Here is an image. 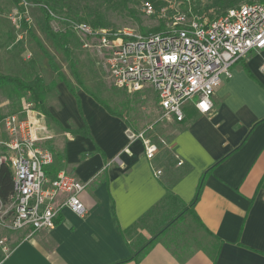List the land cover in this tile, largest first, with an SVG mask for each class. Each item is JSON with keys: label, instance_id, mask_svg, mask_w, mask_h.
<instances>
[{"label": "crops", "instance_id": "1", "mask_svg": "<svg viewBox=\"0 0 264 264\" xmlns=\"http://www.w3.org/2000/svg\"><path fill=\"white\" fill-rule=\"evenodd\" d=\"M263 62L264 48L233 63L209 113L191 102L182 121L161 118L171 135L151 159L140 139L128 141L121 116L84 91L79 108L59 84L45 116L60 128L57 145H44L54 153L48 172L88 182L79 194L88 214L64 209L52 230L7 233L21 238L0 249V264H264Z\"/></svg>", "mask_w": 264, "mask_h": 264}, {"label": "built area", "instance_id": "2", "mask_svg": "<svg viewBox=\"0 0 264 264\" xmlns=\"http://www.w3.org/2000/svg\"><path fill=\"white\" fill-rule=\"evenodd\" d=\"M142 9L147 16L165 22L166 27L155 32L128 27L110 32L83 21H74L71 27L81 35L98 37L99 47L110 48L104 68L113 85L128 93L141 92V98L142 92L150 89L161 118L182 121L184 106L194 96L195 107L209 113L214 89L224 76H231V65L250 50L264 48L262 2H243L212 19L170 4L155 6L150 1L144 2ZM33 105L27 102L0 120V164L9 167L13 184L8 200L0 199L3 254L10 251V231L23 230L29 237L41 229L52 230L64 209L79 218L88 214L79 197L88 182L67 170L54 175L44 171L53 163L54 153L40 145L45 127L37 121ZM125 133L128 141H142L146 158L154 156L157 146L144 130L126 128Z\"/></svg>", "mask_w": 264, "mask_h": 264}, {"label": "rangeland", "instance_id": "3", "mask_svg": "<svg viewBox=\"0 0 264 264\" xmlns=\"http://www.w3.org/2000/svg\"><path fill=\"white\" fill-rule=\"evenodd\" d=\"M146 1H150L156 6L164 4L177 6L202 16L203 19H212L227 8L243 2L264 3V0H126L125 3L123 0H52L50 2L52 5L50 27L60 34L67 32V45L83 81L84 86L82 87L73 77L69 59L46 35L43 14L38 6L28 0H21L19 6L13 0H0V73L17 76L29 83H33L34 77L39 75L43 81L44 107L48 110V105L58 104L57 100L60 98L58 86L64 85V83L59 81L56 72L50 67L48 58L33 37L34 35L49 53L76 94L81 91L86 92L88 89L106 103L111 110L121 115L128 126L126 128L133 131L144 130L145 135L151 141L154 143L158 141L161 146H166L171 135L169 124L177 121L169 118V124L162 123V113L157 106L156 96L150 89L142 92L144 98H141V92L128 93L116 88L104 68V61L110 48L99 47L98 37L81 35L71 27L72 22L81 20L92 26L93 22H98L100 25L93 27L105 28L110 32H119L124 27L139 32H155L165 28V22L144 13L142 6ZM194 100H196V96L185 105ZM29 101L34 103L33 108L37 121L45 127L41 132L45 138L42 141L45 142H41L40 145L54 147L57 145V138L53 137H57L60 131L59 123L45 118V116L51 117V114H45L39 108L30 91L11 84H0V119L22 109ZM61 101L63 103L62 98ZM48 121H51L50 128L48 125L46 127ZM70 128L75 130L73 125H70ZM55 149L57 148L55 147ZM52 165L43 168L46 174L49 169L52 171ZM17 231L24 232L23 230ZM17 231H10L8 234L11 235ZM1 233L3 234L2 231H0V235ZM20 238L15 239L19 240ZM15 239L13 237V240H8L9 248L16 241Z\"/></svg>", "mask_w": 264, "mask_h": 264}, {"label": "trees", "instance_id": "4", "mask_svg": "<svg viewBox=\"0 0 264 264\" xmlns=\"http://www.w3.org/2000/svg\"><path fill=\"white\" fill-rule=\"evenodd\" d=\"M20 1L21 0H13V2L16 5H18V6L20 4ZM28 1L30 3H32V4H34V5H37L38 8L40 9V11L42 12L43 19H44V22H43L44 31H45L46 35L52 40V42L57 47H59L63 51L65 56L69 59V63H70V67H71V71H72L73 77L75 78L77 84H79L80 86L83 87L84 86L83 81H82V79H81V77L79 75V72H78L77 68L75 67V63H74V61L71 58L72 55H71V52H70V50L68 48V45H67L68 44L67 43V41H68L67 40V32H66V34H60L58 31H55L54 29H52L50 27V22H49L50 20L49 19L51 18V12H52V5H51L50 2L52 0H28ZM123 2L125 3L126 0H123ZM223 12H221V13H223ZM23 22H24V20H23ZM24 25H26L25 22H24ZM99 25L100 24L98 22H93V26L97 27ZM33 37L35 38V40L37 41L38 45L43 50L44 54L47 56L49 64H50V67L56 72L59 81H62L65 84V86L67 87V89L74 95V97L76 99V102H77V105L80 108L79 98H78L75 90L69 84V82L65 79L64 75L58 69V66L53 61V59L50 57L49 53L40 44L39 40L34 35H33ZM4 83L14 85V86H16V87H18L20 89L26 90V91H30L33 100L35 102H37L39 108L41 110H43V112L45 114L49 113L48 110L43 105V99H42L43 98V91H42L43 90V81H42V78L39 75H36L34 77L33 83H29V82H26V81L22 80L21 78H19L17 76H10V75H5V74H1L0 73V84H4ZM53 84H54V82H53ZM86 93L89 94L91 97H93L98 103H100L109 113H111L113 115L121 116L118 113H116L113 110H111L109 108V106L106 105V103H104L99 98H97V96H95V94L90 92L88 89L86 90ZM29 102L33 103V101H29ZM262 120H260V121H262ZM177 122H180V121H177ZM81 132L84 133V134H87L88 130H87V128H85V129L81 130ZM211 169H212V166H210L203 173V175L200 177L199 182L197 184L195 195H194L193 199L191 200V202L189 203V206H192L195 203V201L197 200L199 192H200V189L203 186L204 176L209 171H211ZM12 190H13V184H12L10 169H9V167L6 164H0V199L3 202H6L8 200V197L12 193ZM153 240H154V238L150 239L147 242V244L145 245V247L142 248V250H139L138 252H136L135 255H140V253H142V251L145 248H147L148 246H150L153 243ZM123 261H125V260H123Z\"/></svg>", "mask_w": 264, "mask_h": 264}]
</instances>
